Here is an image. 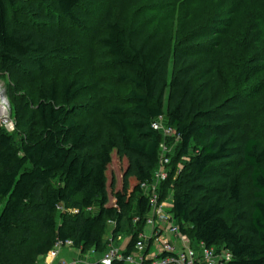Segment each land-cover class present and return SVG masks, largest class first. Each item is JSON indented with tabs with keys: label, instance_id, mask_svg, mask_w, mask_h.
<instances>
[{
	"label": "trees",
	"instance_id": "obj_1",
	"mask_svg": "<svg viewBox=\"0 0 264 264\" xmlns=\"http://www.w3.org/2000/svg\"><path fill=\"white\" fill-rule=\"evenodd\" d=\"M32 1L0 0L2 71L42 74L60 40L42 32L39 22L59 17L86 32L105 5L52 0L51 9L38 4L28 10ZM195 1L172 2L184 7ZM126 2L125 14L107 19L98 39L118 82L128 87L126 99L102 109L106 141L94 149L90 125L72 117L85 82L68 78L41 89L29 114L17 106V134L0 125V264H38L59 239L104 255L109 234L113 241L122 236L126 219L130 236L123 254L135 253L151 211L143 185L155 180L163 142L152 123L162 115L189 157L158 188L160 200L171 195L170 213L181 233L195 246L229 251L232 259L223 264H264V81L256 80L264 70V41L255 38L253 20L248 13L215 24L207 6L209 16L189 8L178 24L165 27L163 5ZM215 25L227 28L218 43L203 46ZM165 61L170 79L162 76ZM117 163L121 180L109 175ZM225 193L240 206L237 212L223 204Z\"/></svg>",
	"mask_w": 264,
	"mask_h": 264
},
{
	"label": "rangeland",
	"instance_id": "obj_2",
	"mask_svg": "<svg viewBox=\"0 0 264 264\" xmlns=\"http://www.w3.org/2000/svg\"><path fill=\"white\" fill-rule=\"evenodd\" d=\"M42 1L34 0L29 2L27 9L31 10L38 4H41V7L46 5L47 9L52 8V0ZM101 1L105 2V5L100 8L101 12L94 17V21L89 22L88 28L85 29L86 32L81 30L76 31L67 21L59 17H53L51 21L39 22L38 25L42 32L51 34L53 38L55 37V39L60 40V42L56 43V48L46 56L48 65L45 72L37 76H29L28 72L22 75V71H24L22 68L17 72L19 74H12L10 71H6V69L4 71L0 70V117L7 114V116L14 119V133L16 131L17 134L18 131L15 119L17 106L21 105L24 112L29 114L32 109H35L36 99L41 89L47 88L53 82H59L68 78L76 80L78 83L85 82V88L73 102L72 117L77 118L81 124L88 123L90 125V129L95 137L94 149L109 137V129L101 116L102 109L114 99H126L128 87L118 82L116 72L105 59L103 50L98 45V39L106 32V25L109 22L107 19L112 18V20H115L116 17L124 15V12H126L125 7L129 6V4L126 2L127 0ZM172 1L174 0H152V2H149L156 8L163 5L159 13L160 16L164 17L165 27H170L171 24H178V21H180L183 14L189 8L193 9L190 10L194 11V13L196 11L194 8L201 9L198 14L203 18V15L209 16L210 14L205 12L208 6L211 7V16L209 17L215 24L218 22H230L234 19H243L249 13L250 19L253 20L255 25V29H253L255 38L259 42L264 41V0H196L192 5L188 3L184 7H180L178 3L175 4ZM207 12L209 11L207 10ZM199 19L202 20L201 18ZM226 28V26L215 25L213 33L204 42L202 40L201 44L203 43V46H207V44L213 45L216 42L218 43L222 37L221 32H224ZM172 75V66L165 61L162 76L170 79ZM257 79H261L262 82L264 81V70L260 69L258 71ZM262 84L260 88L263 90V95L259 100L260 102L264 100V87L262 88L264 84ZM1 107H4L7 112L3 113ZM17 119L18 123H20L21 120ZM20 139V135H18L17 142H20ZM163 143L165 144L164 147L167 150L169 149L172 161L170 167H168L169 171H171L173 176H176L189 157L188 155H182L179 138L169 137L167 140L163 139ZM118 166V163L114 165L110 169L109 175L111 177L115 173L121 180L122 172ZM222 197L223 204L226 207H231L236 212L239 210L240 206L226 193ZM168 200H171V195ZM112 202L113 199L110 200V203ZM3 205L4 202H0V212ZM124 223V233L122 234L123 249H125L129 240L128 235L130 236L129 219H126ZM236 225L240 229L238 223ZM120 250L122 251V249ZM79 251L82 256V260H79L80 263H96L95 260L89 261L93 250L87 249L83 252L79 249ZM155 251V247H153V253ZM46 257L48 258L49 254L41 259L38 264H43Z\"/></svg>",
	"mask_w": 264,
	"mask_h": 264
},
{
	"label": "built area",
	"instance_id": "obj_3",
	"mask_svg": "<svg viewBox=\"0 0 264 264\" xmlns=\"http://www.w3.org/2000/svg\"><path fill=\"white\" fill-rule=\"evenodd\" d=\"M1 108L3 113L7 112L4 107ZM0 125L5 127L9 132L15 130V121L7 116V114L0 117ZM152 127L162 134L164 140H167L169 137L180 139L176 129L167 124L166 118L163 115L159 116L152 123ZM164 146L165 144L162 142L159 167L155 173L154 182L143 185V193L151 202V211L146 217V228L148 230L140 234L139 240L136 243L135 253L124 256L119 248L112 246L100 261L102 264H110L114 259H124L128 264H223V261L232 259V254L227 250L223 249L217 252V250L208 248L203 243L195 246L188 235L181 233L179 226L174 221L168 208L169 200H160L158 188L162 182L167 180L169 176L168 166L171 163L169 149L167 150ZM58 210L60 212L66 211L63 205H59ZM69 211L72 213L78 212L77 209ZM138 220V217L135 218L136 222ZM110 223L115 224L114 221H110ZM165 233L171 236L167 237ZM172 236L176 237L178 243H175ZM111 242H113V238ZM73 244V241L70 239H59L49 253L52 258L49 264L79 263V261L61 258L63 250L66 247L73 248ZM153 247H155V253H153Z\"/></svg>",
	"mask_w": 264,
	"mask_h": 264
},
{
	"label": "crops",
	"instance_id": "obj_4",
	"mask_svg": "<svg viewBox=\"0 0 264 264\" xmlns=\"http://www.w3.org/2000/svg\"><path fill=\"white\" fill-rule=\"evenodd\" d=\"M171 207H172V199L169 200V202H168V208L170 209ZM147 230H148V228H145V231H147ZM165 236L170 237L171 235L165 233ZM112 238H113L112 234H109V238H108L109 241H111ZM172 238L174 239L175 243H178L176 237L172 236ZM127 245H128V242L126 244V247H127ZM112 246L115 247V248H120V249H122V251L121 250L120 251L124 252L126 247H125V249L122 248L123 247V236H120L117 240L111 242L109 247L111 248ZM80 253L81 252L79 251V249L66 247L63 250V252H62L61 258L67 259V260L79 261V260H82V256H81ZM103 256H104L103 254H100V253H97V252L95 253V251H94L90 255L89 261L95 260L96 262L97 261L100 262L102 260ZM51 261H52V258L49 255L48 258L46 257V259L44 260L43 264H49Z\"/></svg>",
	"mask_w": 264,
	"mask_h": 264
}]
</instances>
